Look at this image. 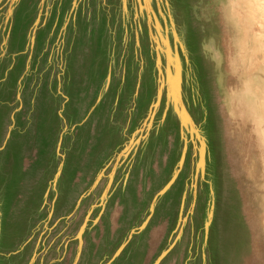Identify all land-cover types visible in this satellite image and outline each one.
Here are the masks:
<instances>
[{
  "label": "rangeland",
  "instance_id": "obj_1",
  "mask_svg": "<svg viewBox=\"0 0 264 264\" xmlns=\"http://www.w3.org/2000/svg\"><path fill=\"white\" fill-rule=\"evenodd\" d=\"M0 264H264V0H0Z\"/></svg>",
  "mask_w": 264,
  "mask_h": 264
}]
</instances>
